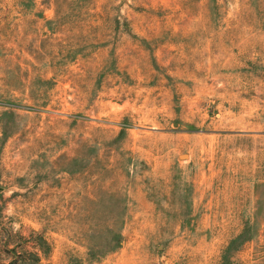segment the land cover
<instances>
[{
  "label": "rangeland",
  "instance_id": "1",
  "mask_svg": "<svg viewBox=\"0 0 264 264\" xmlns=\"http://www.w3.org/2000/svg\"><path fill=\"white\" fill-rule=\"evenodd\" d=\"M0 264H264V0H0Z\"/></svg>",
  "mask_w": 264,
  "mask_h": 264
}]
</instances>
